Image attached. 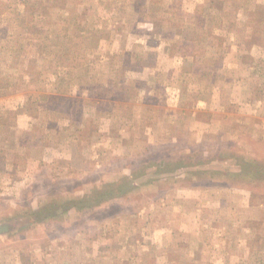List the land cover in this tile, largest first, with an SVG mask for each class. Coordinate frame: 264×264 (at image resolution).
Returning <instances> with one entry per match:
<instances>
[{"label":"rangeland","instance_id":"374dc122","mask_svg":"<svg viewBox=\"0 0 264 264\" xmlns=\"http://www.w3.org/2000/svg\"><path fill=\"white\" fill-rule=\"evenodd\" d=\"M228 263L264 264V0H0V264Z\"/></svg>","mask_w":264,"mask_h":264},{"label":"crops","instance_id":"0c3cea01","mask_svg":"<svg viewBox=\"0 0 264 264\" xmlns=\"http://www.w3.org/2000/svg\"><path fill=\"white\" fill-rule=\"evenodd\" d=\"M220 194L222 193V195L224 196V194H226V200L228 201V203H229V201H231L232 200V198H233V200H239V198L238 197H236V196H239V197H243L241 194H240V192H235V191H232V189H227V188H223V189H218L217 190ZM197 194V196H198V198L200 199V198H203L202 197V195H200L199 194V192L198 193H196ZM225 197V196H224ZM205 199V198H204ZM198 200L196 199V202H197ZM199 203H200V201H199ZM200 205V204H199ZM178 208H176L175 209V211H176V219H178V220H181L182 221V219L184 218V217H186L185 215H184V217L182 218V214H181V212H182V209H180V207H179V210H177ZM195 210H196V207L194 208ZM202 209H201V205H200V207H197V213H195V215L193 216L194 217V220H198V221H200V219L202 220V219H204L202 216H204V214L202 213ZM178 212V213H177ZM226 215H228V216H231V217H234V216H236V215H234V214H232L231 212H229V213H227ZM196 216V217H195ZM196 218V219H195ZM206 222V221H205ZM208 224V226L209 227H211L210 225V223H207ZM197 225V224H196ZM223 227H225V225H222ZM176 229H178V231H182L183 229H182V223H179V225L178 224H176V227H175ZM198 231H196L195 233H197V232H199L200 233V229L202 228V226H196L195 227ZM227 228V227H226ZM216 230L217 231H220L221 229L220 228H218V227H216ZM229 230V229H228ZM233 231H235L236 233H238L239 231H240V223H239V226H238V229H236V230H234V229H232ZM210 231H213V232H215L214 231V229L211 227L210 228ZM195 233H194V236H195ZM190 235V237H192L193 238V240H194V236L192 235V234H189ZM228 237H229V235H227ZM189 237V238H190ZM247 240H249V239H247V236H246V238L244 239V242L245 241H247ZM197 242V241H196ZM198 243V242H197ZM204 245H205V243H204ZM198 246L199 247H202L203 246V243L202 244H199L198 243ZM229 264V263H228Z\"/></svg>","mask_w":264,"mask_h":264},{"label":"trees","instance_id":"16d2710c","mask_svg":"<svg viewBox=\"0 0 264 264\" xmlns=\"http://www.w3.org/2000/svg\"><path fill=\"white\" fill-rule=\"evenodd\" d=\"M193 164H195V162H194V160L193 159H183L182 161H181V164L180 165H182V167H184V166H191V165H193ZM195 166V165H194ZM158 170L160 169V168H157Z\"/></svg>","mask_w":264,"mask_h":264}]
</instances>
